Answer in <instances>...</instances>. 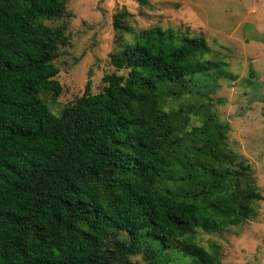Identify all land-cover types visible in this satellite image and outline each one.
Instances as JSON below:
<instances>
[{"label": "trees", "instance_id": "trees-1", "mask_svg": "<svg viewBox=\"0 0 264 264\" xmlns=\"http://www.w3.org/2000/svg\"><path fill=\"white\" fill-rule=\"evenodd\" d=\"M67 2L0 0V264H213L197 232L242 226L262 196L223 126L190 130L194 106L167 109L219 70L207 39L137 33L123 8L116 72L56 114L41 96L63 90L46 23Z\"/></svg>", "mask_w": 264, "mask_h": 264}, {"label": "rangeland", "instance_id": "rangeland-1", "mask_svg": "<svg viewBox=\"0 0 264 264\" xmlns=\"http://www.w3.org/2000/svg\"><path fill=\"white\" fill-rule=\"evenodd\" d=\"M144 2L68 0L63 18L46 23L57 35L54 63L63 90L59 97L41 96L58 114L81 98L88 84L92 94L103 90L104 76L116 72L111 55L122 44L113 17L123 8L132 14L129 25L137 33L161 27L204 36L219 70L194 77V93L167 109L194 106L199 116L192 118L190 130L208 116L223 126L225 145L250 165L262 199L242 226L213 234L198 231L196 241L213 264H264V0ZM132 38L122 35L124 41ZM133 261L145 264L140 256Z\"/></svg>", "mask_w": 264, "mask_h": 264}]
</instances>
